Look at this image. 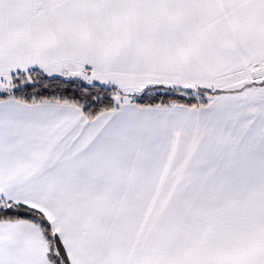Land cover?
I'll return each instance as SVG.
<instances>
[{
	"label": "snow or ice",
	"instance_id": "snow-or-ice-1",
	"mask_svg": "<svg viewBox=\"0 0 264 264\" xmlns=\"http://www.w3.org/2000/svg\"><path fill=\"white\" fill-rule=\"evenodd\" d=\"M0 264H264V0H0Z\"/></svg>",
	"mask_w": 264,
	"mask_h": 264
}]
</instances>
